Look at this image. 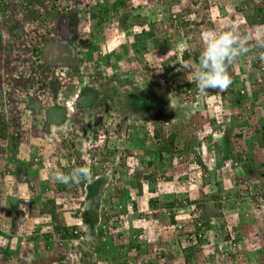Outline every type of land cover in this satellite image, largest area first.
Wrapping results in <instances>:
<instances>
[{"label":"rangeland","instance_id":"374dc122","mask_svg":"<svg viewBox=\"0 0 264 264\" xmlns=\"http://www.w3.org/2000/svg\"><path fill=\"white\" fill-rule=\"evenodd\" d=\"M176 1L124 0L126 8L121 3L117 8L116 0H56L54 5L46 0H0L2 248L12 237L13 246L17 244V248L19 241L23 240L22 247L26 250L22 251L23 255L31 249L35 250L28 253L27 259L36 264H147L163 254L162 251L164 255L159 258L160 264H185L183 254L186 253L189 257L186 264H264V205L260 200L264 198V156L258 153L254 160L246 158L240 169L234 166V162L240 163L243 159H234L232 153H229L230 161L223 160V164L217 166V158L214 157L219 151L217 147L213 157L212 154L208 157L202 155L203 147L207 148V144L211 143L209 135L213 134V126L209 124H214L216 119L223 126L222 132H216L222 133L216 140L220 144L222 138L229 139L230 148L240 146L244 151V143H240L238 134L239 137H249L248 141L261 135L259 131H263L264 125L263 94L257 93L256 97H251L252 100L243 99L234 104L238 106H234L223 94L226 90L201 92L194 73L187 69L178 70L181 68L179 58L184 54L188 55V59L182 58L181 62L198 66L196 55L200 56L210 32L219 34L235 28L250 39H253L252 33L259 37L262 33L260 27L252 29L247 16L254 17L259 7L264 8V0ZM105 9L110 11L107 13ZM172 16L177 20L182 17L183 25L179 26ZM150 26H154L157 40L167 39L169 42L168 51L163 55L155 46L149 45L141 53L136 47L126 44L131 34L139 36ZM103 37L106 40V46L100 47L105 51L103 60L98 54L84 61L75 56L83 50L82 47L94 46L95 40L100 46L98 41ZM51 52L60 60L56 61ZM61 52L63 54L58 55ZM70 55L76 58L71 67L67 65L72 61L68 58ZM243 59L244 56L239 57L228 68L233 80L228 90L235 89L229 95H234L240 85V75L251 73L252 66L248 74L242 71L247 64ZM94 63L105 68L98 70ZM71 72L75 74L70 76ZM79 73L89 78L94 74L97 77L92 83L83 82L81 95L74 89V78L81 77ZM51 78L61 86L58 93L52 92ZM250 79L248 76L247 80ZM77 80L80 81L79 78ZM173 83L180 89L182 87L180 96L172 93ZM186 83H193L196 87L188 90ZM145 96L150 105L141 108L139 102L146 101ZM259 96L263 101L256 104ZM131 101H135L136 110L129 108V102L133 106ZM254 108L257 114L248 113ZM229 116L235 122L227 123ZM150 123L161 129V137L168 135L170 130H176L174 144L177 146L189 143L184 161L173 164L171 155L164 166L163 163L157 165L158 144L155 140L147 143L151 149L139 151L145 149L141 145V133L149 130ZM244 130L246 132L243 133ZM163 141L160 138L159 143ZM249 146L259 149L252 142ZM36 153L40 155V162L34 161ZM196 156H200L206 164L200 175L191 165ZM92 161L94 169L91 178L84 182L87 189L94 188L93 191L86 194V190L78 184H66L62 190L55 191L58 187L55 186L57 182L53 173L59 170L58 162L64 167L69 164L77 166L78 162L89 167ZM19 167L26 176L16 175ZM38 167L45 169L46 176H39L41 184L33 181L35 186L40 184L36 188L28 186L27 189L24 181L33 177ZM251 167L255 169H252L253 173L248 171ZM134 174L141 175L135 180L138 186L144 187V195L133 192L137 212L120 220L114 205L119 200H126L122 198L121 188L134 179ZM147 175L152 179L158 176L159 179V183H154L152 194L147 192L152 186L143 179ZM12 181L17 182L15 189L11 187ZM45 186H48L47 189H44ZM258 189H263L260 191L262 196L256 198L248 194ZM200 190L203 198L200 207H195L194 214L197 216L198 212L201 217L203 214L212 223L201 245L190 246L189 251L185 239L187 229L179 230L170 224L169 219L186 228L193 226L195 217L191 210L194 205L190 202L200 197ZM214 195L216 199L212 198ZM30 198L35 202L32 214H37L45 204H49L63 214L54 212L53 219L56 217V220L68 224L75 222L77 228L80 227L79 222L69 218V214L84 207L82 215L85 221L88 219L83 227L85 237L69 241V253H66L67 246L63 247L65 249L57 247L56 251L49 250L50 244L51 248H55L50 227L40 224L36 227L33 219L21 217L24 207L19 200L29 202ZM149 198H156L160 204L158 212L148 205ZM170 202L177 207L169 209L167 220L158 218ZM9 207L14 208L10 214ZM102 213L113 220L114 227L105 233L107 236L112 231L108 239L104 237L108 241L103 247L104 254L100 255L95 248L105 239L96 240L98 228L90 223L97 224L94 221L96 217L103 220ZM141 214L144 215L142 222L145 225L137 220ZM28 223L32 225L31 230L22 235ZM35 227L37 231L33 230ZM133 241L140 248L147 249L146 255L128 247ZM0 264L18 262L7 261L6 256L0 253Z\"/></svg>","mask_w":264,"mask_h":264},{"label":"trees","instance_id":"16d2710c","mask_svg":"<svg viewBox=\"0 0 264 264\" xmlns=\"http://www.w3.org/2000/svg\"><path fill=\"white\" fill-rule=\"evenodd\" d=\"M47 2H50V3H52L53 2V4L52 5H54V3H55V1L56 0H46ZM65 1V0H64ZM171 1H174V2H177L176 0H171ZM196 1L195 0H192V3H195ZM60 3V2H59ZM119 3H121V6H125V2H124V0H116V7L117 6H119ZM167 5L169 6L170 4H168V2H167ZM194 5V4H193ZM206 7V6H205ZM118 8V7H117ZM117 8H116V10H117ZM124 8H126V6L124 7ZM112 9L114 10V7H112ZM163 8H161V9H159V10H162ZM165 9L167 10V11H169L168 9L169 8H167V7H165ZM115 10V11H116ZM104 11H107V13L110 11V9L109 10H107V9H105ZM102 12H103V10H102ZM101 12V13H102ZM99 14L100 16H101V18H102V14ZM250 16H247V18H248V22L250 23V25H254L255 23L257 24V23H264V8H262V7H259L258 8V10L256 11V15L254 16V17H250ZM103 19V18H102ZM175 21V20H174ZM176 22L179 24V26H181V25H183V19H182V17H179V20H177L176 19ZM70 26H71V24H70ZM20 30V29H19ZM121 30H123V28H121ZM120 34H122V32L120 33ZM131 36V37H130ZM129 36V41L126 43V44H129V45H132V46H134V47H136V50L137 51H140L141 53L143 52V51H145L146 49H147V46H149V45H151L152 47H158V51H159V54L160 55H163V54H165L167 51H168V48H169V42H168V40L167 39H165V41L162 39L161 41L158 39L157 40V38H156V31H155V29H154V26H150V28L148 29V31H143L142 32V34L141 35H139V36H133L132 34ZM70 38H73V37H70ZM96 43H97V40H95L94 41V46H90V47H86V48H84V47H82L83 48V50H79L77 53H75L76 55L75 56H77V58H80V59H82V60H80V61H84V59L85 60H91V57L94 55V54H98L101 58H100V60H103V58L105 57V54H104V50H101L100 49V47H103L104 48V46H106V40L104 39V37L102 38V39H100L99 41H98V43L100 44V46H98V45H96ZM97 46V47H96ZM81 47V46H80ZM127 49H128V46H127V48L125 47L124 48V50L125 51H127ZM93 50H95V52H93ZM72 51V50H71ZM104 51V52H103ZM59 54H63V52H61V53H58V55ZM113 55V54H112ZM71 56V57H70ZM70 56H68V58H69V60H72V61H70V62H67V65H70V67H71V65L73 64V59H76L75 58V56L74 55H70ZM199 57L200 56H197L196 55V59L198 60V62H199ZM56 58H57V60L56 61H59L60 59L56 56ZM182 58L184 59V60H187L188 59V55L187 54H184L183 56H182ZM182 58H179V62H181L183 59ZM55 61V62H56ZM76 61V60H75ZM69 63V64H68ZM165 66V65H164ZM75 73L74 72H71L70 73V76H73ZM94 74V73H93ZM92 79H90L89 81L92 83L93 81H96V79H97V77H96V74H94V75H92V76H90ZM53 78V77H52ZM51 78V79H52ZM53 83V85H52V87H51V89H52V92L53 93H58L60 90H61V86L58 84V82H56V79L55 80H51V84ZM173 86H174V89H172L173 91H174V94L177 92V91H180L181 92V90H182V87H181V89L180 88H178L177 87V85L175 84V83H173ZM196 87V85L195 84H188V83H186V88H188V89H192V88H195ZM177 88V89H176ZM231 89V90H230ZM229 90L227 89L226 90V92L225 93H223L225 96L226 95H229L230 94V91H232V89L233 88H230ZM233 90H235V89H233ZM260 94V93H262L261 91H248L246 94H243V95H240V94H235L234 95V97H230V102H231V104H238V102H240L241 100H243V99H246V100H252L251 99V97H253V96H255L256 97V94ZM146 97V96H145ZM226 98H227V100H228V97L226 96ZM254 98V97H253ZM262 100V98L259 96V100L257 101V102H259V101H261ZM140 100H138L137 102H139ZM132 102V101H131ZM135 101H133L132 102V104L134 103ZM139 103H141L139 106L141 107V108H143V107H145V108H147L150 104V102H149V100L147 99V97H146V101H144V100H142V101H140ZM144 105V106H143ZM254 107V106H253ZM129 108H131L132 110H136V105H134L133 104V106H131V103L129 102ZM140 108V109H141ZM249 109V108H248ZM248 113H250V114H257L256 113V109L254 108V109H252V110H250ZM150 125L151 126H149L148 125V128H149V130H147V131H144V134H142L141 132V136H142V138H141V145L142 146H144L145 145V142L148 140V139H154L155 140V143H157L158 145H156L157 146V151H158V158H157V160H158V164L157 165H160L161 163H162V161L163 160H166V158H167V155H168V158L173 154V156L175 155V153H183V152H186V151H188V149H189V143H185L184 144V146H177L176 144H174L175 143V139L177 138V131L176 130H170V132H169V134L168 135H166L165 136V139H164V141L163 142H161V143H159V141H160V138L161 139H163V136L161 137V129L160 128H158L157 126H155L154 125V123H150ZM262 127H263V130H264V125H262ZM151 133H152V136L150 137V135H151ZM257 140H258V144H259V146L260 147H262V148H264V138H263V136L261 137L259 134H258V136H257ZM221 143L219 144V141H218V143H215L214 144V147L217 149V150H219L215 155H214V157L215 158H217V166H220L221 164H223V160H227L228 158H229V153H231L232 152V150L230 149V145L225 141V139L223 138V140L222 141H220ZM37 151V150H36ZM238 154H236L238 157H239V151H236ZM129 153V152H128ZM209 154H210V150L207 148L205 151H202V155H204L205 157H208L209 156ZM42 157V156H41ZM232 157V156H231ZM35 159H36V162H40V155H38L37 153H36V155H35ZM35 161V160H34ZM171 163H173V162H171ZM196 163L198 164V165H200V168H203L204 169V167L206 166V164L204 163V162H202V160H201V157L199 156H197V158H196ZM58 164V166H57V168L60 170V171H63V172H65V173H67V172H70L73 168H76V167H80L82 164L80 163V162H78V164H77V166H74V165H71V164H69L67 167L65 166H62L61 164H60V162H58L57 163ZM38 166V165H37ZM89 168H90V170L92 171L93 169H94V162L92 161V163L89 165ZM254 170V168H250L248 171L251 173V171H252V173L254 172L253 170ZM22 171V168L21 167H19V168H17L16 169V172L18 173V174H16L17 176L18 175H20V174H23V175H25L24 174V172H21ZM50 172H52L51 170H50ZM50 172H48V173H50ZM246 172H247V170H246ZM33 173V172H32ZM8 175H10L9 174V172L7 173ZM26 176V175H25ZM39 176H41V177H45L46 176V172H45V169L44 168H42V167H38L37 168V170L36 171H34V176L33 177H31V178H28V180H26V181H24L25 183H26V188H28V186H29V188H32V187H37L38 185H40L41 184V178H39ZM134 176V179L132 178L130 181H127L126 183H125V186H123V188H121L122 189V198L123 199H125V198H128V199H132V196L134 195V193L133 192H136L138 195H141V193H142V195H144L143 194V190H145L144 189V187L142 186H138L136 183V180L138 179V178H140V174H134L133 175ZM4 177V176H3ZM158 177V176H157ZM157 177L156 178H154V179H152V177L149 175H147V176H145V177H143V179H145L146 181H149V185H151L152 187L149 189V190H147V192L148 193H150V194H152V193H154V191H155V189H154V187H155V184L154 183H156V182H158L159 183V179H157ZM39 178V180H37ZM94 178H97L96 176L94 177ZM135 178H136V180H135ZM34 180H36V183H40V184H37L36 186L34 185V183H33V181ZM18 181H20V180H18ZM157 183V184H158ZM85 184H86V182H84V181H82V182H80V183H78V185L80 186V187H85ZM16 185V184H15ZM66 184H63V183H59V182H57L56 183V188L58 187V189H55V191L56 192H58V190H62L63 188H64V186H65ZM77 185V184H76ZM79 186H76L77 188H79ZM47 187L48 186H45L44 187V189H47ZM76 187H75V189H76ZM119 189V188H118ZM113 190H114V188H113ZM112 190V191H113ZM263 190V189H262ZM200 197H198L197 199H194V200H192L190 203L192 204V205H194V206H198V207H200V202L202 201V198H203V194H202V191L200 190L199 191V194H198ZM117 197H120L119 195H116ZM121 198V199H122ZM212 198L213 199H216V197H215V195L214 196H212ZM29 199V198H28ZM21 203H22V208L24 207V209H23V215H22V217H23V219H25V217L28 219V220H32V219H34L35 217H37V216H41L40 218H41V222H42V225H44V226H47V227H50L49 229L51 230V233H52V239H54L55 241H54V244L53 245H55V248H51V244H50V248H49V250H53V251H56L57 249V247L58 248H60V249H65V248H63V247H69V248H67L66 250H67V252L66 253H69V251L68 250H70V242L69 241H78L77 239H82L83 237H85V235H84V230H82L81 228H77L76 227V225H75V222H73V224H68V222H64L63 220L62 221H59V220H56V217L53 219V215H56V213H57V215H59L60 213L58 212L59 210L58 209H56V211H55V208L54 207H52L51 205H49V204H45L44 206H43V208H42V210L40 211V212H38L37 214H35V212L32 214V212L34 211V210H32L33 209V206H34V204H35V202H34V199L33 198H30V200H29V202H27L26 200H19ZM27 203V206L25 205ZM29 203V204H28ZM53 204V203H52ZM117 204H118V206H121V207H123L124 206V200H119V201H117ZM199 204V205H198ZM133 209L131 210V212L130 213H132V215L134 214V212L136 211L137 212V209H136V207H137V203H135V202H133ZM148 205L151 207V209H154V210H156L157 212L159 211V207H160V204H158L157 203V201H156V198L155 199H153V198H149L148 199ZM169 205V206H168ZM172 205H174V203L173 202H170V204H167L166 206H168V207H171ZM159 208V209H158ZM13 207H11V212L13 211ZM26 210V211H25ZM32 211V212H31ZM194 211V210H193ZM54 212H56L55 214H54ZM124 212V208H122L121 210H119L117 213H118V216L119 217H121V219L120 220H123V217L125 218V215L127 214V211L125 212V213H123ZM81 213V211L80 210H78L77 212H72V213H70L69 215V218H71V219H73V220H75L77 217H78V215ZM116 214V213H115ZM60 215H62L63 216V214L61 213ZM107 214L105 213V214H103L102 213V215H101V218L105 221H103L102 220V224H100L98 227H100L101 225L102 226H104L105 228L103 229V232H101V230H98L97 231V234H96V240H98L99 242L100 241H104L103 239H105V238H107V236H109V235H111L112 234V231L111 232H109V234L106 236V232L108 231V230H111L113 227H114V225L112 226V223H113V220L111 219V218H109V217H107L106 216ZM131 215V216H132ZM117 216V215H116ZM127 217H130L129 216V214H128V216ZM126 217V218H127ZM67 218V217H66ZM97 218V217H96ZM144 215H140V216H138V221H140L141 223L140 224H143V225H145V223H143L144 221ZM158 218H161V216L160 217H158ZM21 219V221L23 220L22 218H20ZM83 220L85 221V217L83 216ZM88 219H86V221H87ZM170 221V224L172 225V226H175V227H177V222H175L172 218H170L169 219ZM34 221V220H33ZM85 221V222H86ZM95 221V220H94ZM96 221H97V219H96ZM143 221V222H142ZM123 222V221H122ZM124 222H126L127 223V221H124ZM194 222H202V227H207V225H209L208 223H209V221L207 220V218H205V217H203L202 216V218L200 217H198L197 219H194ZM97 223V222H96ZM94 228H95V226L92 224V223H90ZM38 225V224H37ZM36 225V227H40V226H37ZM75 225V226H74ZM85 225H87V224H85ZM33 228V230H36L37 231V228ZM92 227V228H93ZM136 227H138V226H136ZM91 228V229H92ZM93 228V229H94ZM111 228V229H110ZM132 228V227H131ZM129 229H130V227H129ZM128 229V230H129ZM135 229H142V228H135ZM156 230H158L157 228H156ZM25 231H27V230H25ZM136 231V230H135ZM144 231L146 232L147 230H145L144 229ZM29 232V231H28ZM138 235H139V233H137ZM103 235H105V236H103ZM103 236V237H102ZM47 238L49 237V235H47L46 236ZM105 237V238H104ZM121 238V237H120ZM57 239V240H56ZM108 239V238H107ZM9 240H11V239H9ZM12 241V240H11ZM11 241L9 242V244H7V246H6V248L7 247H9V245H10V243H11ZM108 241V240H107ZM106 241V239H105V242H103V244H99L98 245V247H96L95 248V250L96 251H98L99 252V254L101 255V253L102 254H104V252H105V249L103 248L104 247V244L107 242ZM67 243V244H64V243ZM187 242V245H188V250L190 251V246H193L194 244L192 243V244H190V242L189 241H186ZM200 242V241H199ZM50 243H52V242H50ZM102 243V242H101ZM146 243V242H145ZM177 243H179L178 241H177ZM12 244H13V242H12ZM200 244H201V242H200ZM105 245H107V244H105ZM146 245H148L147 243H146ZM197 245H199V244H197ZM128 247L130 248V249H133V250H137V252L138 253H143V255H146V253H147V249L145 248V247H143V249L142 248H140V246H139V244L138 243H136L135 241H133V242H131L130 244H128ZM8 249V248H7ZM140 249H142L143 251H140ZM193 250V249H192ZM215 250V249H214ZM213 250V251H214ZM6 252H7V250H5L4 248H2V246H0V253H2V254H4V256H8L7 254H6ZM186 252H187V250H186ZM162 253L163 254H159V255H157L156 253V255H157V258L155 259V260H153L152 262H150V263H147V264H160V260H159V258H161L163 255H164V252L162 251ZM191 253H192V251H191ZM183 260H184V262H185V264L187 263V261H188V259H189V257H188V254L186 253V254H183ZM50 257V256H49ZM104 257V256H103ZM8 258V257H7ZM165 264H167V263H165Z\"/></svg>","mask_w":264,"mask_h":264},{"label":"clouds","instance_id":"9594fccd","mask_svg":"<svg viewBox=\"0 0 264 264\" xmlns=\"http://www.w3.org/2000/svg\"><path fill=\"white\" fill-rule=\"evenodd\" d=\"M172 18L176 19L175 16H172ZM243 20L246 23V20L244 18H243ZM258 26L260 27L262 33H261V35L259 37H256L255 34L253 35V33H252V38L253 39H250L246 35H242L235 28L223 31V32H221L219 34H217L215 32L208 33L205 47H204V49L201 52L200 57H199L198 66L195 65V64H192V63H188V62H180L179 64H180L181 68L178 69V70L187 69L188 71L194 73L198 89L201 92H205V91H207L209 89L225 91L233 83L232 77H231V75L228 72L229 66L234 61H236L239 57L244 56L243 60L247 64L243 66L244 68L242 69V71H245V74H248L249 73V68L252 66V70H251V73H250L251 74L250 75L251 79L247 80V78H246V81H245V78L242 77V75H244V74H241V71H240L239 72L241 74L240 75V79H239L240 85L237 87L236 91H234V92H235V94L237 93V94L243 95V94H246L248 91H253V89H250V87H249L250 84H251L250 81L253 79V77H254V75L256 73V66L253 63L254 60L252 58H253L254 55L256 56V55L259 54L260 59L262 61H264V52L260 50V49H264V23L254 24L252 29L256 28ZM120 32L123 33V30H121ZM249 40H250V43H249ZM98 61H100V60H98ZM94 65H95V63L93 64V66ZM95 67H98L97 64L95 65ZM104 68L105 67H98V70H102ZM235 70H237V69H235ZM239 73H237V74H239ZM80 76H81V74H80ZM78 78L80 79V81L77 80ZM82 78H83V81L81 80ZM74 79H76L75 83H74V89H77V94L81 95L80 91H82L83 88L81 90H80V88L83 87L82 86V84L84 85L83 82H88L90 79H89L88 76H84V75L81 76V77H75ZM195 90H197V88ZM242 90L244 91L243 94L240 93ZM171 91L174 94V91L172 89H171ZM176 93H178L177 94L178 96L181 95L180 91H177ZM176 93L174 95H176ZM234 95H226V96L230 100V97L231 96L234 97ZM194 105H195V103H194ZM237 119L240 120V117L238 116ZM219 121L220 120L217 121V119H216V122L214 124H212V122H210V124H209L211 127L213 126L211 128V133H213V134L209 135L211 143L207 144V148L210 150L209 156H211V154H212V157H213L214 148H215L214 144L218 143L216 138L222 134V133L217 134L216 132L217 131L218 132H222L223 131V126H220ZM231 121L235 122L234 118H231V116H229V118L227 119V123H229ZM217 128H219V129H217ZM242 129H244V127ZM244 132H246V130H244L243 133ZM151 136H152V133H151L150 137ZM237 137L239 138V134H238ZM164 139H165V136L163 137V140ZM253 139L255 140V138H253ZM153 140L154 139H148L145 142V145H144L145 149L144 150H139V151H146L147 149H151V148H148L149 146H147V143L148 142H153ZM252 143L254 144V141ZM246 144H247V141H246ZM256 145L259 146L258 143ZM207 148L203 147L204 151ZM251 148H254V147H251ZM151 151H153V150H151ZM236 151H239V153H240L239 157L237 155H235V154H238ZM253 151L255 152V151H260V150L255 148V149H253ZM242 152H243V150L240 149V146L239 147H237V146L234 147V149L231 152L233 154V158L234 159H236V160H239V158L243 159L240 163L237 162V161H235L236 163L234 162V166L236 168L238 167L240 169H241L242 164L245 163V159L246 158H248L249 161H251L252 159L254 160L253 153L251 154V156H249V153H246V152L242 153ZM185 153L186 152L178 153V154H175L174 156L172 154L173 158H171V156L168 158V155H167L166 160H163L162 161L163 164L162 163L161 164L164 166V162L170 160V158H171V162H173V164L177 163V162L184 161ZM156 154H158V151L156 152ZM245 154L247 156H245ZM156 158H158V155H156ZM228 159L229 160H227V161L231 160L230 156H229ZM156 164H158V160L157 159H156ZM191 165L198 170L197 174L200 175L202 168H200V165H198L196 163V158L195 159L193 158ZM226 165L231 167V168L233 167L232 165L231 166L228 165V164H226ZM251 168H253V167H251ZM254 171H255V169H254ZM53 178H54V180L56 182L63 183V184H78V183H80L82 181H88L91 178V170L87 166H80V167L73 168L70 172H67V173H65L63 171H60V170H57V171H55L53 173ZM86 188H87V184H85L84 190H86ZM261 190L262 189H258V191H256L255 193L251 191V193H248V194L251 197L255 196L257 198V197L263 195L262 192H260ZM260 200H261V202H263L262 204L264 205V198L262 197V199H260ZM133 202L136 203V201L133 200V199L126 198V200H124V206L122 208H124V212L123 213H125L127 211V214H126L127 216L131 212V210L127 209V206L131 205L133 207L134 206ZM117 207H118V204L116 202V204L114 205V209H116V212H118V208ZM174 207H177V206L176 205H172L171 207L163 208L161 210V212H160L161 219L162 220H164V219L167 220L166 217H169V214H170L169 209H173ZM189 207L190 206H188L187 208H189ZM195 207L196 206H193V209L192 210L190 209L193 214H194V211H196V208H197V207L196 208ZM82 208H84V207H82ZM82 208L80 209L81 213L78 215V217L76 219L79 222V224H78V225H80L79 228H81L83 230V227L86 226V225H85V221L82 218L83 217L82 214H84V211H83ZM202 216H203V214H202ZM194 217H195V219H197L198 217L200 218L201 215L198 216V212H197V216L194 214ZM203 217H205V216H203ZM205 218H207V217H205ZM96 219H97L96 226H97L98 230H101V232H103V228L101 227L102 225L100 227H98L100 224H102V220L100 219V217H97ZM207 220L209 221V223H208L209 225H207V227H205V228L201 226L202 222H195L194 225L191 226L190 228L189 227L186 228V226L177 223V228L179 229L178 226H180L181 228L179 230L183 229V231H185L187 229L186 232H185V239H186V241H189L190 244L193 243L194 245H197V244L201 245L200 242L202 243L205 233L206 232H210V228H211L212 220L210 221L209 217L207 218ZM193 240H195V241H193Z\"/></svg>","mask_w":264,"mask_h":264},{"label":"crops","instance_id":"0c3cea01","mask_svg":"<svg viewBox=\"0 0 264 264\" xmlns=\"http://www.w3.org/2000/svg\"><path fill=\"white\" fill-rule=\"evenodd\" d=\"M53 4V2L51 3V5ZM51 45H53V44H51ZM54 46V45H53ZM56 47V46H55ZM50 54V53H49ZM51 56L52 57H54V58H56V56H55V54L53 53V52H51ZM251 74H248V75H242V77L243 78H245V81H246V78H248V76H250ZM257 103H259V102H256V104ZM234 106H238V105H234ZM233 110V109H232ZM264 122V121H263ZM259 124H260V122H259ZM261 124H262V122H261ZM261 132V137L263 136V138H264V130L262 131H259V133ZM256 137V136H255ZM254 137V138H255ZM239 140H240V143H244V144H242V146H243V148H244V151L242 152V153H244V152H246V153H249V156H251V154L253 153V155H254V157H256L257 156V154L259 153V154H261L262 155V157L264 156L263 154H262V152L264 151V148H262V147H259L258 145L256 146L257 148H259V150L260 151H253V148H251V146H249V143H251V142H253L254 141V144H257L258 143V140H257V137L255 138V140L254 139H252V141H248L249 140V137H247V136H240L239 138H238ZM223 139H221L220 141H222ZM228 140L229 139H226L225 141L229 144V142H228ZM242 141V142H241ZM246 141H247V144H246ZM248 145V148H246V146ZM234 147V146H233ZM236 147V146H235ZM231 150H233V148H230ZM11 176H10V181H11ZM18 181V180H17ZM17 182L16 181H12V184H11V187H12V189H15V184H16ZM28 189V188H27ZM93 191L94 190V188H86V194H88V192L89 191ZM33 194V193H32ZM85 194V195H86ZM34 195V194H33ZM41 196H42V193H41ZM85 197V196H84ZM52 199V198H51ZM54 199V198H53ZM9 214H10V212H11V207H9ZM12 213V212H11ZM22 217V216H21ZM41 216H37V217H35L33 220H34V223H36L35 225H37V224H40V225H42V222H41V218H40ZM25 219H26V217H25ZM26 222V221H25ZM95 222H96V219H95ZM94 222V223H95ZM27 223V222H26ZM96 225V224H95ZM94 225V226H95ZM31 223H28V228H26V230L27 231H30L31 230ZM13 227H14V229L16 230V225L15 224H13ZM148 231V230H147ZM15 232V231H14ZM25 232L26 231H24L23 233H22V235L23 234H25ZM12 240V241H11ZM11 240H6V244L4 245V249L5 250H7V252H6V254L8 255L6 258H7V261H9V260H16L17 262H18V264H36V263H34V261L33 260H30V259H27L28 257H27V255H28V253H32V252H34L35 250H30L31 252H28L27 251V253L25 254V255H23V253H22V251L24 250V251H26L25 250V248L24 247H22L23 245V240L21 241H19V248H17L16 246H17V244L15 245V246H13V244H12V242H13V237L11 238ZM11 241V243H10V245H9V247H7L6 248V246H7V244H9V242ZM2 254V253H1ZM3 256H4V254H3ZM25 256V257H24ZM38 264V263H37Z\"/></svg>","mask_w":264,"mask_h":264},{"label":"built area","instance_id":"2783aa9c","mask_svg":"<svg viewBox=\"0 0 264 264\" xmlns=\"http://www.w3.org/2000/svg\"><path fill=\"white\" fill-rule=\"evenodd\" d=\"M261 51L264 52V49H260ZM254 60V64L256 66V73L253 77V79L250 81V89H253V91H261L264 97V61H262L258 55H254L253 58ZM89 79H92L91 77ZM241 94L244 93V91L242 90L240 92ZM118 211L122 209L121 206H118ZM128 210H132V206L128 205L127 206ZM103 229L105 228L104 226H101ZM179 229L181 228L180 226H178ZM193 239V238H192ZM195 241V240H193Z\"/></svg>","mask_w":264,"mask_h":264}]
</instances>
